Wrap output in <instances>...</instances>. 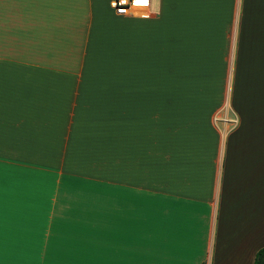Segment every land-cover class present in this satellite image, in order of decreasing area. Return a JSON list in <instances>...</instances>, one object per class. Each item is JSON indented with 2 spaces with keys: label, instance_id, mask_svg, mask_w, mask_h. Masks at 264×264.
Listing matches in <instances>:
<instances>
[{
  "label": "crops",
  "instance_id": "0c3cea01",
  "mask_svg": "<svg viewBox=\"0 0 264 264\" xmlns=\"http://www.w3.org/2000/svg\"><path fill=\"white\" fill-rule=\"evenodd\" d=\"M262 245L264 0H0V264H252Z\"/></svg>",
  "mask_w": 264,
  "mask_h": 264
},
{
  "label": "built area",
  "instance_id": "2783aa9c",
  "mask_svg": "<svg viewBox=\"0 0 264 264\" xmlns=\"http://www.w3.org/2000/svg\"><path fill=\"white\" fill-rule=\"evenodd\" d=\"M109 6L117 14L148 16L151 13V0H109Z\"/></svg>",
  "mask_w": 264,
  "mask_h": 264
},
{
  "label": "rangeland",
  "instance_id": "374dc122",
  "mask_svg": "<svg viewBox=\"0 0 264 264\" xmlns=\"http://www.w3.org/2000/svg\"><path fill=\"white\" fill-rule=\"evenodd\" d=\"M151 3H152L153 7H156L157 0H152ZM227 77H228V75H227ZM224 96H228L227 85H226V88L224 91ZM221 106H222V108L217 110L216 113H214V115L212 116V120L217 121V122H219V121L223 122V124H224L223 129L229 130V128H230V120H229L230 111H229V107L226 103V100L223 102V104Z\"/></svg>",
  "mask_w": 264,
  "mask_h": 264
},
{
  "label": "trees",
  "instance_id": "16d2710c",
  "mask_svg": "<svg viewBox=\"0 0 264 264\" xmlns=\"http://www.w3.org/2000/svg\"><path fill=\"white\" fill-rule=\"evenodd\" d=\"M264 262V245L255 250L252 264H262Z\"/></svg>",
  "mask_w": 264,
  "mask_h": 264
},
{
  "label": "snow or ice",
  "instance_id": "6c2138e0",
  "mask_svg": "<svg viewBox=\"0 0 264 264\" xmlns=\"http://www.w3.org/2000/svg\"><path fill=\"white\" fill-rule=\"evenodd\" d=\"M145 2H147V0H145Z\"/></svg>",
  "mask_w": 264,
  "mask_h": 264
},
{
  "label": "water",
  "instance_id": "95a60500",
  "mask_svg": "<svg viewBox=\"0 0 264 264\" xmlns=\"http://www.w3.org/2000/svg\"><path fill=\"white\" fill-rule=\"evenodd\" d=\"M262 264H264V262Z\"/></svg>",
  "mask_w": 264,
  "mask_h": 264
}]
</instances>
